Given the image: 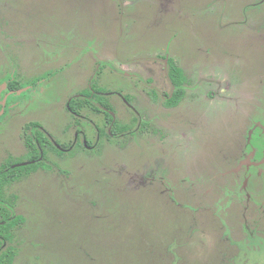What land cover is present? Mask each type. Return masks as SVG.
<instances>
[{"label":"rangeland","instance_id":"1","mask_svg":"<svg viewBox=\"0 0 264 264\" xmlns=\"http://www.w3.org/2000/svg\"><path fill=\"white\" fill-rule=\"evenodd\" d=\"M173 63L186 91L168 106ZM94 90L115 135L105 114L69 108ZM257 121L264 0H0V170L27 158L34 123L76 143L7 187L25 218L13 264H264V212L261 238L246 232L261 251H244L253 207L230 174L252 172V155L240 161Z\"/></svg>","mask_w":264,"mask_h":264},{"label":"trees","instance_id":"2","mask_svg":"<svg viewBox=\"0 0 264 264\" xmlns=\"http://www.w3.org/2000/svg\"><path fill=\"white\" fill-rule=\"evenodd\" d=\"M168 75L174 86V91L173 95L166 100V104L168 106H175L179 104L185 94L186 86L183 82L186 80V77L183 71L176 66V63L168 66ZM13 84L15 83L13 82L10 84V89L16 90ZM100 92L102 93L101 90H94L83 93V96L73 99L69 105L76 111H81L83 108H90L93 111L97 110L101 112L100 107L94 103L96 98L95 95H98ZM103 96V94L100 96V100L105 105H108V103L104 102ZM111 110L113 109L111 108ZM106 115L108 118L107 125L112 126L111 129L114 134L117 132L114 130L116 120H114L110 113H106ZM39 126L38 123H34L32 127L29 126L26 129L27 135H25V142L29 150L27 158L20 163L8 162L3 165V168L0 170V216L2 217L0 221V264L14 263L17 255L16 246L13 244L14 230L25 222V218L16 213L15 201L7 195V187L13 182L20 180L22 177L36 171L38 168H54L53 166L44 165L47 164V162L40 159L41 156H46L48 154L46 151L47 148L62 153L49 136L41 132L42 129H40ZM32 128L36 129L34 138L28 133Z\"/></svg>","mask_w":264,"mask_h":264},{"label":"flooded vegetation","instance_id":"3","mask_svg":"<svg viewBox=\"0 0 264 264\" xmlns=\"http://www.w3.org/2000/svg\"><path fill=\"white\" fill-rule=\"evenodd\" d=\"M13 82L14 81H7V84L9 85V89L6 92H11V91H13V92L16 91L17 92L19 90V89H16V90L10 89V84L13 83ZM82 96H83V94H82ZM164 97H168V94H166V96L164 94ZM104 102L105 103H108V105H105L102 101L99 102V103H97V102L94 101L95 105H97V106L100 107L101 112H99L97 110L93 111L90 108H83L81 111H76L72 107H70L71 105H69V108H70L72 114L74 116L78 117V119L80 117H83L84 116V112L87 111V110H89V109L91 111H93L94 113H98V114L102 113V114H105L106 115V113H110V112L113 113V111H111V108H110V103L106 99H104ZM106 117H107V115H106ZM75 123H78V120ZM260 125L261 126H264V124H262V123H260V122L257 121L256 124H255V126H254L256 128V130H254V131L247 130L246 131V133H249L250 134L251 138H250V140H248L247 136H245L244 149H243V152H242V155H241V158L242 159H241L240 162H242L243 160H245V159H243V157L245 158L247 156L252 155V158L251 159L255 163V166H252L251 168H249L250 170H252V172H250L249 175L246 176V178L244 177V180H243V177L241 175V172H238L236 174L230 173V174H233L235 176V178L238 181H240V183H243V186H244L245 181L247 183V186H246L245 189H240V188L239 189H240V193H241V198L240 199L245 200L246 201V204L245 205H248L249 208L250 207H253V210H252V213L251 214L248 213L249 210H247V209L245 210L244 215H247V216H250V217H245L243 215L244 222H243V225L241 227L242 234H244V237H245V239L248 242H249V239H248V236H246V232H248L247 231V227H249V228H252L253 227V228L256 229L257 226H258L260 228V232H257V235L261 238V234H262V230H261V226H260V221H259V215H260V213H263L264 212V206L262 205V203H264V189L259 190L258 192L254 193V195L252 193H250L251 191L253 192V190H252V186L253 185L250 184V179L254 175L258 176L257 174H254L253 173V167L260 168V167H262L264 165V164L261 165L262 164L261 162L264 160V138H263L264 134L259 135V133H258L257 135H255V132L256 131L258 132V127H260ZM54 143H56V142H54ZM69 143H70L69 146H67L64 143V145L61 148H59V149L62 152L72 150L74 148V146H75L76 143L73 140L69 141ZM82 148H84V147H82ZM53 151H55V150H53ZM243 168L245 169L246 166H244ZM251 173H252V176L249 178V176H250ZM257 173L260 174V170L259 169L257 170ZM260 178H264V173H261L260 174ZM165 191H167V190L165 189ZM168 192L171 195L174 194V193H172L170 191H168ZM248 196L251 197L252 199H248ZM254 212H257V215H255ZM250 218H253V219H250ZM0 219H2L1 216H0ZM243 226H245V227H243ZM248 242L244 243L245 247H243V248L246 249L244 251H247V249L249 247L252 249L251 251H253L254 249L257 250V251H261L262 247L261 246H258V242H256V241H253V242L251 241L249 243Z\"/></svg>","mask_w":264,"mask_h":264}]
</instances>
